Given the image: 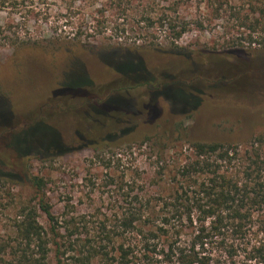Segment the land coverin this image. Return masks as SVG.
Instances as JSON below:
<instances>
[{"label":"rangeland","instance_id":"374dc122","mask_svg":"<svg viewBox=\"0 0 264 264\" xmlns=\"http://www.w3.org/2000/svg\"><path fill=\"white\" fill-rule=\"evenodd\" d=\"M119 1L121 6L117 0L0 4V94H8L16 109L39 106L48 93L58 92L51 87L62 85L65 76L79 79L85 72L94 83L93 97L104 100L112 92L129 91L132 99L129 107L116 101L129 109L121 116L126 122L120 116L117 121L101 119V132L79 125L82 138L71 134L65 141L81 148L62 156H32L15 165L14 177H0V242L9 237L22 206L36 205L39 195H46L60 225L76 231L75 239L120 233L117 220L131 197L167 195L168 172L194 158L192 143L244 148L264 137V31L257 28L250 34L237 18L248 9V0ZM144 6L154 7L153 24L144 20ZM166 15L188 21L190 30L175 40L160 24ZM128 52L152 70H180L181 64L170 63L190 55L199 64L200 78L188 84L187 92L172 88L166 97L152 95L147 87L124 90L107 61ZM214 53L220 56L212 58ZM2 100L0 111L6 109ZM50 122L33 135L37 140L53 142L58 138L53 126L75 125L68 115H60L57 124ZM26 136L15 141L27 142ZM30 177L44 179L40 194ZM38 211L39 222L49 231L48 218ZM50 261L57 264L54 254Z\"/></svg>","mask_w":264,"mask_h":264},{"label":"trees","instance_id":"16d2710c","mask_svg":"<svg viewBox=\"0 0 264 264\" xmlns=\"http://www.w3.org/2000/svg\"><path fill=\"white\" fill-rule=\"evenodd\" d=\"M5 2L0 0V4ZM248 2V9L238 12L237 18L250 34L257 33V28L264 31V0ZM147 8L143 7L148 16L144 20L153 24L150 14L154 7ZM160 24L175 40L190 30L188 21L169 15ZM249 41L254 42L252 35ZM215 56L220 55L211 54ZM170 64L183 67L152 70L129 52L107 61L120 75L122 89L147 87L152 95L161 97L172 88L187 92L191 89L188 84L200 78L196 72L199 64L190 55ZM93 85L86 72L79 79L65 76L62 85L51 87L58 92L51 91L39 106L22 110L1 92L6 109L0 111V133L7 136L0 137V177H14L15 165L32 156H62L81 148L65 141L71 134L82 138L79 125L101 132V119L117 121L120 116L126 122L127 117L121 116L129 113V91L125 95L115 91L102 100L92 96ZM119 100L128 107L117 104ZM60 115L72 116L75 125L63 122L53 126L58 137L53 142L33 136L41 127L51 125L50 121L57 124ZM21 134L30 135L27 142L26 138L15 141ZM263 138L244 148L218 142L192 143L194 158L168 172L172 176L164 188L168 194L132 196L130 206L117 220L121 232L106 231L100 240L75 239L76 231L60 225L46 195H39L36 205L28 202L22 206L9 237L0 242V264H50L53 254L57 264H264ZM29 181L39 194L45 187L42 178L30 177ZM39 209L50 222L49 231L39 222ZM63 233L67 235L63 237Z\"/></svg>","mask_w":264,"mask_h":264}]
</instances>
